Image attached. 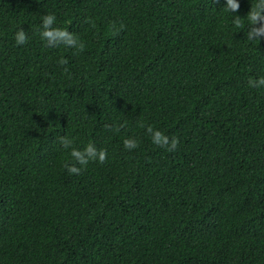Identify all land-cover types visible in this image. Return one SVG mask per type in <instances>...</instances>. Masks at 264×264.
Segmentation results:
<instances>
[{
	"label": "trees",
	"instance_id": "16d2710c",
	"mask_svg": "<svg viewBox=\"0 0 264 264\" xmlns=\"http://www.w3.org/2000/svg\"><path fill=\"white\" fill-rule=\"evenodd\" d=\"M238 3L0 0V264H264V39Z\"/></svg>",
	"mask_w": 264,
	"mask_h": 264
},
{
	"label": "clouds",
	"instance_id": "9594fccd",
	"mask_svg": "<svg viewBox=\"0 0 264 264\" xmlns=\"http://www.w3.org/2000/svg\"><path fill=\"white\" fill-rule=\"evenodd\" d=\"M238 7V0H224L222 9L229 13H235ZM243 18L247 20L248 24L247 39L252 41L264 39V0H252L249 10ZM54 22L55 16L53 14H46L41 18L40 36L47 44H64L65 46H71L76 51L83 49L84 43L78 37L68 33L66 29L53 27ZM233 23L239 26L242 19L234 15ZM14 39L16 44H24L27 39L25 31L18 29L14 33ZM248 83L253 87H262L264 86V76H259L254 80L250 79ZM145 131L150 135L151 142L154 145L167 146L168 149H173L177 145L178 141L175 136L169 139L161 130L154 129L152 126H148ZM61 142L64 148L69 149L70 156L77 164L84 165L90 159L103 161L105 158L104 150H97L92 144H88L80 150L72 147V141L62 140ZM123 145L127 149H133L137 146L136 142L130 138H125ZM79 170L75 164L67 166V171L70 173H77Z\"/></svg>",
	"mask_w": 264,
	"mask_h": 264
}]
</instances>
